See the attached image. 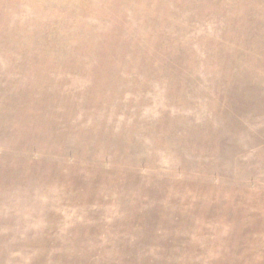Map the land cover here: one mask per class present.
Masks as SVG:
<instances>
[{
  "label": "rangeland",
  "instance_id": "obj_1",
  "mask_svg": "<svg viewBox=\"0 0 264 264\" xmlns=\"http://www.w3.org/2000/svg\"><path fill=\"white\" fill-rule=\"evenodd\" d=\"M0 264H264V0H0Z\"/></svg>",
  "mask_w": 264,
  "mask_h": 264
}]
</instances>
